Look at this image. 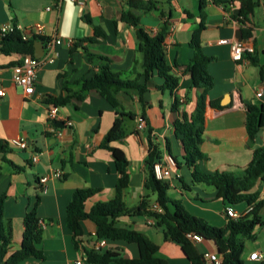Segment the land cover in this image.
<instances>
[{"label":"crops","instance_id":"obj_1","mask_svg":"<svg viewBox=\"0 0 264 264\" xmlns=\"http://www.w3.org/2000/svg\"><path fill=\"white\" fill-rule=\"evenodd\" d=\"M85 6H78L72 0H0V27L14 23L25 28L34 25L45 27L47 38H59L57 58L45 64L38 73L35 93L24 94L12 82V67L21 62L22 56L4 55L0 52V141L8 143V153L0 154V197L5 196L4 218L11 229L10 254L20 251L23 241V219L35 205L37 214L46 227L38 248L45 259L31 257L20 264H75L83 262V251L73 245L72 232L66 226L67 206L73 193L79 189H97L98 192L86 202V210L99 202L115 198V186L119 174L111 152L101 148L107 134L117 118L116 111L101 95L90 92L84 101H73L58 108V122L72 126L64 130L62 137L48 134V110L45 102L49 96L58 97L63 91L66 76L68 87L78 90L75 84L84 78L93 77L98 71V62L90 60L82 48L71 53L76 41L92 38L95 43H82L89 53L107 57L111 70L124 79L136 80L147 85L142 104L136 95L120 94L119 100L126 111L136 115L135 120L124 119L125 137L112 146L122 149L129 160L130 184L124 193V202L130 209L137 208L144 197L150 196L151 206L156 196L145 189L148 156L147 136L152 130V139L163 152L172 155L177 163L169 182L168 192L173 199L181 200L190 212L209 224L223 228L228 223L226 205L217 198L215 188L194 184L191 170L182 161V141L176 136L174 120L181 119L173 112V96L168 90L158 87L163 80L157 74L148 81L142 74V54L138 51V40L134 27L121 20L128 9L129 0H84ZM206 0L204 8L205 30L201 41L205 55L210 58L208 71L213 77L214 87L208 99L216 101L221 108L208 106L205 114V130L201 150L205 158L199 163L206 173L227 172L242 177L244 169L252 160L256 147H264V128L252 143L246 130L247 106L264 104V0L254 10L251 21L242 26L232 14L241 6V0ZM158 10L138 12L141 27L151 35L160 32L163 19L161 13L170 12L169 32L166 38L167 63L174 75L179 77L175 96L180 100V113L191 115L196 107L200 90L191 88L190 75L186 66L194 57L190 42L194 31L201 23L200 0H159ZM251 31V37L244 42L254 47L258 58L255 66L247 59L234 61L229 44L223 39L243 38L242 29ZM96 32L102 36L97 37ZM140 75V76H139ZM262 92L261 96L258 93ZM144 116V118H143ZM131 121L129 124L128 122ZM143 123V129L138 126ZM29 141L26 150L13 147V139ZM170 148V152L168 151ZM38 155L39 161L33 162ZM19 167L15 169L14 166ZM61 171L63 178L54 176ZM48 175L46 192L39 180ZM182 179V181L180 180ZM254 191L264 196V182H257ZM244 214L248 208L233 207ZM264 220V208L261 210ZM148 218L144 216L123 217L118 222L122 228H132L147 235L158 247L157 256L169 264H192L181 247L167 241L163 229H147ZM83 245L92 247L96 238V226L86 220ZM244 264H262L264 259L253 261L250 255L259 252L264 256V225L255 230L254 239H244ZM198 250L217 252L215 244L208 241L196 243ZM126 258H137L138 248L124 242L109 243ZM86 264L85 262H83Z\"/></svg>","mask_w":264,"mask_h":264},{"label":"trees","instance_id":"obj_2","mask_svg":"<svg viewBox=\"0 0 264 264\" xmlns=\"http://www.w3.org/2000/svg\"><path fill=\"white\" fill-rule=\"evenodd\" d=\"M159 0H129L128 9L123 11L121 20L132 26L136 30L138 40V51L142 54V74L148 82L154 74L163 80V85L158 87L161 90H168L173 96V112L181 117L174 120L176 136L182 141L183 155L182 161L191 170L192 181L194 184H204L215 188L217 198L221 199L226 207L246 204L252 207L249 214L241 216L237 220L229 219L223 228H218L209 224L206 220L192 216L182 205L181 200H173L168 196L170 189L169 182L160 181L154 173V165L163 161V152L152 139V130L147 136L148 156L145 161L147 176L145 189L151 195L156 196V203L160 206V211H152L150 196L144 197L141 204L134 209H130L124 202V193L130 184L129 160L125 152L112 146L114 142L120 141L125 137L124 119H136L133 112L126 111L122 106L119 95H136L142 104L143 95L147 92V85L139 84L138 79L132 81L122 77L121 74L111 70L110 60L107 57L89 53L87 48H83L82 43H95L92 38L76 41L72 45L71 53L82 48L88 53L90 60L98 62V71L91 78H84L75 84L78 90L68 87L65 75L63 91L65 93L58 96H49L46 103L53 107H65L73 101H84L87 95L95 91L101 95L116 111L117 118L113 127L107 134L101 148L111 152L115 168L119 174L115 186V198L108 202H99L86 210V202L94 196L97 189H79L73 193L72 199L67 206L66 226L72 232V241L75 249L83 251V261L86 264H169L163 258L157 256L159 247L145 234L132 228H122L118 222L123 217L144 216L155 219V227L163 229L164 237L179 245L192 264H205L203 253L197 245L186 237L189 233L198 234L203 241L212 242L217 248V254L222 259L223 264H244L243 251L244 239H254L255 230L264 225L261 210L264 208V196L254 191L257 182H264V147H256L249 165L244 169L242 177H235L227 172L206 173L199 163L205 158L201 145L205 130V114L208 106L221 108L216 101L208 99L209 92L214 87V80L208 71L210 58L205 55L202 48L201 36L205 30L204 8L206 0H200V19L199 27L194 31L190 46L194 50V57L186 66V71L190 75L191 88L200 90L196 102V107L191 115L180 113V100L175 96V91L179 87L180 79L172 72V67L167 63L166 38L169 32L170 12L161 13L164 20L161 30L156 35H151L141 27V18L138 12H151L158 10ZM218 5H226L225 2L214 0ZM259 5V0H241V6L233 13L235 18L242 26L251 21L255 8ZM243 38L251 37L249 29H242ZM96 36L102 34L96 32ZM47 37H36L26 41L21 32L15 31L5 37L0 36V52L4 55H31L35 54V42H46ZM251 64L257 66L258 58L254 54H244ZM264 77V70L260 71ZM140 76V75H139ZM144 118V116H143ZM264 128V104H250L247 106L246 130L252 143L256 141ZM8 143L0 141V154L8 153ZM170 152V148L168 147ZM175 159V158H174ZM176 160V159H175ZM177 162V161H176ZM13 165V164H12ZM180 165V163H177ZM17 170L19 167L13 165ZM182 181V179H180ZM5 196L0 197V264H20L23 261L34 257L40 260L45 259L44 252L38 248L42 241L43 227L42 222L35 208L27 213L23 219V241L21 249L16 254H10L12 237L10 226L6 224L4 218ZM86 220L92 221L96 226V238L107 240L109 243L124 242L135 245L138 248L137 258H126L119 251L113 248L96 251L92 247L83 245L84 230L82 223ZM264 264V261L262 262Z\"/></svg>","mask_w":264,"mask_h":264},{"label":"built area","instance_id":"obj_3","mask_svg":"<svg viewBox=\"0 0 264 264\" xmlns=\"http://www.w3.org/2000/svg\"><path fill=\"white\" fill-rule=\"evenodd\" d=\"M78 6H85L84 0H72ZM19 31L21 32L23 39L26 41L32 40L38 37H45V27L43 25H34L29 28L22 27L14 23L4 24L0 27V36L5 37L8 34ZM44 43V53L42 57L36 58L31 55H24L21 59V62L12 67V82L15 86L20 87L24 94L31 96L35 93L36 83L38 80V73L40 69L47 63H53L57 58V47L62 44V40L59 38H48ZM221 44H229L231 46L232 58L234 61L242 62L244 60V54H254L255 49L252 45L238 40H229L223 39L220 41ZM5 92L3 89L0 90V96H4ZM262 92L258 93V96H261ZM58 108L49 106L48 110V134L54 135L56 137H62L64 130L72 126L71 122L64 123L62 128H57L54 124L58 122ZM144 124L141 123L138 126V130L144 128ZM13 147L19 148L21 150H26L29 147V141L24 138L13 139L11 141ZM33 162H38V155L33 156ZM177 162L172 155H166L163 158L162 162H158L154 165V173L158 180L166 181V179L171 178L172 171L176 168ZM56 178L62 179L63 174L61 171H58L54 174ZM49 179V176L46 175L39 180L41 186H43V192H46V183ZM150 210L160 211V206L158 203H154ZM252 207H248L244 214H239L236 210L229 206L226 208V216L229 219L237 220L241 216L247 215L251 212ZM149 225H155L156 221L153 218H148ZM43 228L46 227L44 222H40ZM193 243H199L202 241L201 237L195 233H189L186 235ZM109 242L107 240H98L95 242L93 248L96 251H101L102 249H108ZM203 259L205 264H223L222 259L219 257L217 252H204ZM250 259L253 261H259L264 259V256L259 252H254L250 255ZM84 262V261H83ZM82 261H78L75 264H84Z\"/></svg>","mask_w":264,"mask_h":264},{"label":"water","instance_id":"obj_4","mask_svg":"<svg viewBox=\"0 0 264 264\" xmlns=\"http://www.w3.org/2000/svg\"><path fill=\"white\" fill-rule=\"evenodd\" d=\"M235 13H238V11H235ZM238 41L244 42V38L240 36H238ZM44 53V43L42 41H36L35 42V54L34 56L36 58H40L42 57Z\"/></svg>","mask_w":264,"mask_h":264},{"label":"rangeland","instance_id":"obj_5","mask_svg":"<svg viewBox=\"0 0 264 264\" xmlns=\"http://www.w3.org/2000/svg\"><path fill=\"white\" fill-rule=\"evenodd\" d=\"M129 124L131 123V121H129L128 122ZM168 196L171 198V199H173L172 198V195L170 194V192H168ZM173 200H178V199H173ZM182 205H183V207L192 215V216H194L190 211V209L188 208V206L187 205H185L183 202H182ZM235 207H238V208H240V207H243V204H238V205H236ZM196 217V216H195ZM202 219V218H201ZM147 227V229H154V230H160L159 228H153V227H149V226H146Z\"/></svg>","mask_w":264,"mask_h":264}]
</instances>
